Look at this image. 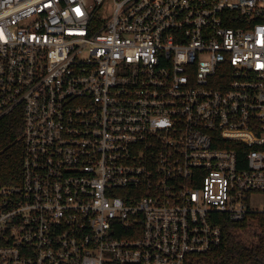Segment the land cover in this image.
<instances>
[{"label":"built area","instance_id":"built-area-1","mask_svg":"<svg viewBox=\"0 0 264 264\" xmlns=\"http://www.w3.org/2000/svg\"><path fill=\"white\" fill-rule=\"evenodd\" d=\"M13 112L0 264H188L264 214V0H0Z\"/></svg>","mask_w":264,"mask_h":264},{"label":"trees","instance_id":"trees-1","mask_svg":"<svg viewBox=\"0 0 264 264\" xmlns=\"http://www.w3.org/2000/svg\"><path fill=\"white\" fill-rule=\"evenodd\" d=\"M23 119L13 112L0 120V186L16 185L22 178ZM223 243L188 264H264V214H251L242 222L223 216Z\"/></svg>","mask_w":264,"mask_h":264},{"label":"rangeland","instance_id":"rangeland-1","mask_svg":"<svg viewBox=\"0 0 264 264\" xmlns=\"http://www.w3.org/2000/svg\"><path fill=\"white\" fill-rule=\"evenodd\" d=\"M255 205H256V207L259 208V209L263 208V199H262V198H257V199L255 200Z\"/></svg>","mask_w":264,"mask_h":264}]
</instances>
